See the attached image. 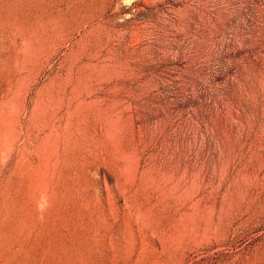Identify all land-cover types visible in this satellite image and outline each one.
<instances>
[{
    "label": "rangeland",
    "instance_id": "374dc122",
    "mask_svg": "<svg viewBox=\"0 0 264 264\" xmlns=\"http://www.w3.org/2000/svg\"><path fill=\"white\" fill-rule=\"evenodd\" d=\"M0 264H264V0H0Z\"/></svg>",
    "mask_w": 264,
    "mask_h": 264
}]
</instances>
